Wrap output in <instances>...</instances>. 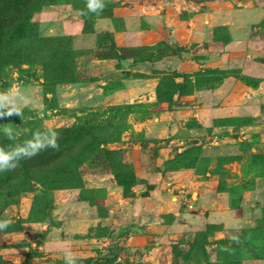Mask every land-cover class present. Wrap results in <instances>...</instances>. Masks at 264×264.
<instances>
[{"label":"rangeland","instance_id":"1","mask_svg":"<svg viewBox=\"0 0 264 264\" xmlns=\"http://www.w3.org/2000/svg\"><path fill=\"white\" fill-rule=\"evenodd\" d=\"M13 1L0 92L32 103L0 118V147L52 129L59 148L0 172V264H64L66 250L77 264H264V0H167L168 36L141 43L153 20L139 12L121 47L109 33L77 47L51 11L71 2L89 32L113 0Z\"/></svg>","mask_w":264,"mask_h":264},{"label":"crops","instance_id":"2","mask_svg":"<svg viewBox=\"0 0 264 264\" xmlns=\"http://www.w3.org/2000/svg\"><path fill=\"white\" fill-rule=\"evenodd\" d=\"M114 6L112 7L111 11L113 12V15L110 16V14L105 16H97L94 21L92 22V25L90 26L89 32H81L79 30V17H80V11L79 8L74 6L73 4H61V5H55L53 6L52 12L55 14L57 13H65L67 16L69 15V31L68 33L71 36V40L74 45L77 47H85L87 45H95L97 41V35L98 33H109L111 36H113V43L115 47H121L125 44H131L130 40L132 37L129 36L128 31L130 28H133L134 25L129 23V20L132 19V21H137L139 18V12H142V14L147 15H141L142 18H145V21L151 18L153 21H151V29L148 30H141V36H139V41H144L145 34L148 36L151 34H157L160 38H165L168 36L169 31L167 32L168 26L171 27V22H175L173 18H170L171 16L167 17L162 15L163 9L167 8L170 10V5H168L167 0H113ZM167 9L165 11H167ZM174 9V8H173ZM124 10L128 11V14L124 12ZM49 11H42V13H47ZM138 14V15H137ZM122 17L124 28L121 26L120 28L116 25V17ZM115 17V18H114ZM178 18V17H174ZM116 20V21H115ZM178 20V19H177ZM206 21V19H204ZM133 26V27H132ZM138 28V27H134ZM128 30V31H127ZM135 30V29H134ZM131 32V31H130ZM139 32V33H140ZM124 36V39H123ZM143 36V37H142ZM130 38V39H129ZM141 39V40H140ZM138 44V42H137ZM121 59V65L122 67L126 63L122 57ZM140 62V61H138ZM137 63V62H136ZM126 66V65H125ZM127 71V69L122 68L120 71ZM119 73V72H118ZM119 75V74H118ZM123 226V225H122ZM127 229H139L135 224L130 223L127 225Z\"/></svg>","mask_w":264,"mask_h":264},{"label":"clouds","instance_id":"3","mask_svg":"<svg viewBox=\"0 0 264 264\" xmlns=\"http://www.w3.org/2000/svg\"><path fill=\"white\" fill-rule=\"evenodd\" d=\"M86 8L90 13H99L104 10V0H86ZM86 13L81 12V15ZM32 103V99L19 89H8L0 92V118L22 114L21 106H29ZM3 132L9 140L15 139L14 130L8 126H3ZM58 135L52 130L35 132L32 134V139L26 140L23 145L16 144L15 146H9L8 149L0 147V172L14 170L18 166V161L24 158H31L38 155L41 151L47 148L57 149L59 148ZM11 221H0V230L9 226ZM237 231L239 226H234ZM233 242L239 243L238 236L233 235L231 237ZM222 251H229L227 246L221 248ZM64 264H77V258L70 250H66L63 253Z\"/></svg>","mask_w":264,"mask_h":264},{"label":"trees","instance_id":"4","mask_svg":"<svg viewBox=\"0 0 264 264\" xmlns=\"http://www.w3.org/2000/svg\"><path fill=\"white\" fill-rule=\"evenodd\" d=\"M19 1H22V0H14L13 3H11L12 5L11 6H8V7H13L15 4H17ZM23 3L24 5L28 6V10L29 12L31 13H34V12H37V11H40V8L42 6V4H38L39 3V0H23ZM61 4H72L71 2H63V3H59V4H56V5H61ZM87 31V30H85ZM127 73V71H119V75L120 76H123ZM149 188H153L152 186H149Z\"/></svg>","mask_w":264,"mask_h":264}]
</instances>
